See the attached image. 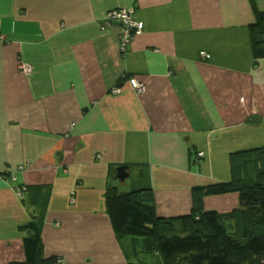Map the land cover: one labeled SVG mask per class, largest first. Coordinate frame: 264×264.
Instances as JSON below:
<instances>
[{
	"label": "crops",
	"instance_id": "obj_1",
	"mask_svg": "<svg viewBox=\"0 0 264 264\" xmlns=\"http://www.w3.org/2000/svg\"><path fill=\"white\" fill-rule=\"evenodd\" d=\"M121 8L143 22L123 43L106 18ZM257 18L250 0H0V264L24 261L30 220L44 264H132L106 185L149 188L157 215L178 216L195 189L229 180L231 154L264 145ZM238 204L203 196L219 212Z\"/></svg>",
	"mask_w": 264,
	"mask_h": 264
},
{
	"label": "trees",
	"instance_id": "obj_2",
	"mask_svg": "<svg viewBox=\"0 0 264 264\" xmlns=\"http://www.w3.org/2000/svg\"><path fill=\"white\" fill-rule=\"evenodd\" d=\"M261 1L250 0L258 16L252 35L256 58L264 56ZM230 170L229 180L195 189L191 210L178 216L157 215L149 188L118 191L106 185V208L122 251L131 255L132 264H151L147 260L150 255L159 257L158 264H264V145L233 152ZM40 187L19 186L22 202L26 204ZM229 192H236L239 198L231 211L203 208L204 195ZM18 229L27 231L23 238L25 257L10 264L54 261L52 256L43 257L41 228L36 222L30 220Z\"/></svg>",
	"mask_w": 264,
	"mask_h": 264
},
{
	"label": "built area",
	"instance_id": "obj_3",
	"mask_svg": "<svg viewBox=\"0 0 264 264\" xmlns=\"http://www.w3.org/2000/svg\"><path fill=\"white\" fill-rule=\"evenodd\" d=\"M106 18L109 20L116 19L122 25L120 33V40L122 43L129 40L132 36L141 33L143 29V22L132 18V9L130 8L112 9L106 13ZM199 54L200 56L207 59L210 57V54L205 50H201ZM128 82L132 89L137 92H140L144 89V84L136 77H129ZM112 91L118 92L120 91V87L115 86ZM198 154L203 155V152L200 151ZM18 168L20 170L23 169V165H19ZM12 178L15 179V176H12Z\"/></svg>",
	"mask_w": 264,
	"mask_h": 264
},
{
	"label": "water",
	"instance_id": "obj_4",
	"mask_svg": "<svg viewBox=\"0 0 264 264\" xmlns=\"http://www.w3.org/2000/svg\"><path fill=\"white\" fill-rule=\"evenodd\" d=\"M127 165H120L116 168V178L119 180H124L129 176V173L126 171Z\"/></svg>",
	"mask_w": 264,
	"mask_h": 264
},
{
	"label": "rangeland",
	"instance_id": "obj_5",
	"mask_svg": "<svg viewBox=\"0 0 264 264\" xmlns=\"http://www.w3.org/2000/svg\"><path fill=\"white\" fill-rule=\"evenodd\" d=\"M262 1H264V0H262ZM261 1V2H262ZM260 2V6L261 7H264V5L262 4ZM203 200V199H202ZM192 207V206H191ZM203 208H204V205H203ZM204 209H206V208H204ZM212 209V208H211ZM215 210V209H214ZM217 211V210H216ZM219 212V211H218ZM221 213H225V212H221ZM140 257H142V255H140ZM150 260L151 261V264H158V262H160V260H159V257L158 256H155V255H150V256H148L147 257V260ZM161 263V262H160Z\"/></svg>",
	"mask_w": 264,
	"mask_h": 264
}]
</instances>
